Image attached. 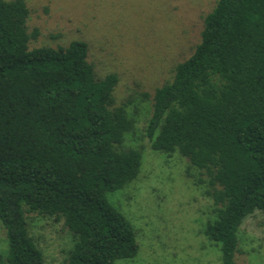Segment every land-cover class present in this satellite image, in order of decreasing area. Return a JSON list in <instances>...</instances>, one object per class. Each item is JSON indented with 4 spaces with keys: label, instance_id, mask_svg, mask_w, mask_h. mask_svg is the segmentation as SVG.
I'll use <instances>...</instances> for the list:
<instances>
[{
    "label": "trees",
    "instance_id": "obj_1",
    "mask_svg": "<svg viewBox=\"0 0 264 264\" xmlns=\"http://www.w3.org/2000/svg\"><path fill=\"white\" fill-rule=\"evenodd\" d=\"M24 0H0V264H43L26 219L62 220L73 239L62 264L136 256L130 223L107 193L132 182L141 151L124 145L135 121L115 106L116 74L97 78L88 46L28 48ZM146 96V95H145ZM151 148L186 158L213 203L204 235L236 264L245 218L264 216V0H217L192 55L154 90Z\"/></svg>",
    "mask_w": 264,
    "mask_h": 264
},
{
    "label": "rangeland",
    "instance_id": "obj_2",
    "mask_svg": "<svg viewBox=\"0 0 264 264\" xmlns=\"http://www.w3.org/2000/svg\"><path fill=\"white\" fill-rule=\"evenodd\" d=\"M24 1L27 32L38 30L28 48L85 42L96 77L117 75L115 106L126 104L135 121L124 145L141 151L140 172L123 188L107 193V199L130 223L138 251L114 264H222L219 247L203 233L215 214L204 187L197 185V170L178 151H154L144 135L154 90L170 82L175 65L192 55L204 18L217 0ZM26 228L43 254V264L63 263L73 239L62 220L32 214ZM238 238L236 264H264L260 212L244 219ZM7 250L0 222V255L6 256Z\"/></svg>",
    "mask_w": 264,
    "mask_h": 264
}]
</instances>
